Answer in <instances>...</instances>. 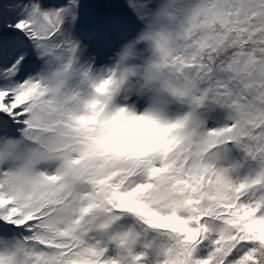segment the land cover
Here are the masks:
<instances>
[{
	"label": "snow or ice",
	"instance_id": "6c2138e0",
	"mask_svg": "<svg viewBox=\"0 0 264 264\" xmlns=\"http://www.w3.org/2000/svg\"><path fill=\"white\" fill-rule=\"evenodd\" d=\"M129 6L143 27L117 22L102 67L65 26L78 0L0 16V264H264V0ZM137 105L168 146L101 150Z\"/></svg>",
	"mask_w": 264,
	"mask_h": 264
},
{
	"label": "rangeland",
	"instance_id": "374dc122",
	"mask_svg": "<svg viewBox=\"0 0 264 264\" xmlns=\"http://www.w3.org/2000/svg\"><path fill=\"white\" fill-rule=\"evenodd\" d=\"M11 5L13 4H26L29 3L30 0H7ZM99 2H102L104 0H98ZM112 2H110L109 0H106V2L108 4H112L114 6H116L118 8V10L120 11L117 16H113V15H94L91 16L90 18L84 19L80 16L81 11L83 8H85V4L87 3V0H78V7L73 11L70 12L66 21V27L69 29L71 35L78 39L80 41L81 44L84 45L85 47V51L86 49H99L97 51H94L95 57L98 61L97 66L98 67H102L104 64L108 63L111 61L112 56L115 55V49L114 47H110L109 43H108V36L110 34V32L113 30L115 24L119 21H123L126 19H130L132 21H134L135 23H137V25L139 27H143V23L141 21L138 20V18L136 17L135 12L133 11V9L129 6L130 4V0H111ZM69 3V0H41V4L45 9H58V8H65L67 7ZM9 9V8H8ZM124 13V14H122ZM128 13H130V15L132 17H134V19H132L131 17H129ZM72 15H75V21L72 20ZM97 35V37L99 39V47L95 44V39L97 37H95ZM101 40V41H100ZM90 41V42H89ZM98 41V40H96ZM146 106V105H145ZM137 107L139 108V105H137ZM204 111V115L207 117V122L209 120L208 116L214 118L215 114L213 113V110L210 108H202ZM219 113V111L217 112V114ZM219 115H221L219 113ZM234 153V151H233ZM232 153V158H236ZM238 160V159H236ZM128 219H131L133 221V223H135V228L139 226H141L142 224L137 222L135 220L134 217L131 216H126V221ZM124 223V221H120L119 222V226L121 230H127L129 228H132V225H122ZM152 231V230H151ZM154 232V231H152ZM155 233V232H154ZM159 239L160 237H158L157 233H155V237ZM115 250H113V255H115Z\"/></svg>",
	"mask_w": 264,
	"mask_h": 264
},
{
	"label": "clouds",
	"instance_id": "9594fccd",
	"mask_svg": "<svg viewBox=\"0 0 264 264\" xmlns=\"http://www.w3.org/2000/svg\"><path fill=\"white\" fill-rule=\"evenodd\" d=\"M118 107H124V105H118ZM134 115L138 117L135 120L119 116L104 128L106 138L102 140L104 148L101 150L112 149L128 154H140L168 146L167 142L175 135L174 129L140 118L143 117V109L137 108ZM178 115L182 116L184 113ZM100 119H104V116L102 115ZM94 126L99 131V123ZM92 135H97V132Z\"/></svg>",
	"mask_w": 264,
	"mask_h": 264
},
{
	"label": "trees",
	"instance_id": "16d2710c",
	"mask_svg": "<svg viewBox=\"0 0 264 264\" xmlns=\"http://www.w3.org/2000/svg\"><path fill=\"white\" fill-rule=\"evenodd\" d=\"M110 2H112L111 0H109ZM113 3V2H112ZM11 4L7 1V0H0V16L3 17H7V18H19L16 13L12 10H10L9 6ZM17 5H20V3H17ZM115 5V4H114ZM112 4H108L106 2V0L99 2L98 0H87V3L85 4V8L82 9L80 16L84 19L90 18L91 16L94 15H113V16H117L119 15L118 13L120 12L118 10V8L116 6H114ZM9 8V9H8ZM124 14V13H122ZM129 17H131L132 19H134V17H132L130 15V13H128ZM213 110V113L215 114V117L212 118L210 116H208L209 120L207 122L208 127H214L217 124H222L226 117H227V113L224 109L218 107V106H211L209 105L208 107ZM201 113L204 114L203 109H200ZM219 111V113L221 115H219V113L217 114V112ZM233 155L236 157L234 158V160L236 159H241V153L238 150H234ZM121 221H124V223L122 225H132V228H135V223H133V221L131 219H128L126 221V217L122 218ZM147 226L141 225L137 228H135L138 231H144L146 229ZM147 236L149 239H152L155 237V233L152 232L151 230L147 231ZM113 254V253H112Z\"/></svg>",
	"mask_w": 264,
	"mask_h": 264
},
{
	"label": "bare ground",
	"instance_id": "6f19581e",
	"mask_svg": "<svg viewBox=\"0 0 264 264\" xmlns=\"http://www.w3.org/2000/svg\"><path fill=\"white\" fill-rule=\"evenodd\" d=\"M95 37H97V35L95 36ZM98 38H100V37H97L96 39H95V44L98 46V48H100L99 47V39ZM101 39V38H100ZM96 40H98V41H96ZM101 41V40H100ZM90 42V41H89ZM97 50H99V49H95V48H93V49H91V48H89V49H86V51H85V55L86 56H88V55H90V56H93V57H95V52L94 51H97Z\"/></svg>",
	"mask_w": 264,
	"mask_h": 264
}]
</instances>
